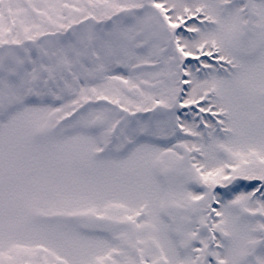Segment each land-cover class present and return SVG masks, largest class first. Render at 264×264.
<instances>
[{"label":"snow or ice","instance_id":"6c2138e0","mask_svg":"<svg viewBox=\"0 0 264 264\" xmlns=\"http://www.w3.org/2000/svg\"><path fill=\"white\" fill-rule=\"evenodd\" d=\"M0 264H264V0H0Z\"/></svg>","mask_w":264,"mask_h":264}]
</instances>
